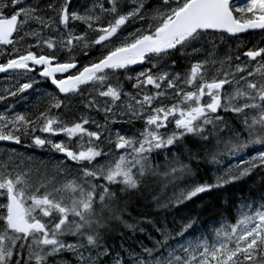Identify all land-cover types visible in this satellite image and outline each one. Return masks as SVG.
Listing matches in <instances>:
<instances>
[{
    "label": "snow or ice",
    "instance_id": "obj_1",
    "mask_svg": "<svg viewBox=\"0 0 264 264\" xmlns=\"http://www.w3.org/2000/svg\"><path fill=\"white\" fill-rule=\"evenodd\" d=\"M255 30L264 0H0V264H264Z\"/></svg>",
    "mask_w": 264,
    "mask_h": 264
},
{
    "label": "rangeland",
    "instance_id": "obj_2",
    "mask_svg": "<svg viewBox=\"0 0 264 264\" xmlns=\"http://www.w3.org/2000/svg\"><path fill=\"white\" fill-rule=\"evenodd\" d=\"M245 0H237V4H239L240 6H243ZM261 39H264V35H262L260 32L259 33H255L253 35H244L242 36V40L241 42L242 43H245V44H249V45H252V44H259ZM137 71H140L142 70L141 68H137L136 69ZM7 83H8V78L7 77H4L2 74H0V87H5L7 86ZM33 103H35V101H33ZM4 107V103L3 102H0V110H2ZM18 108H20V110H23V108L20 106V105H17ZM17 148V151L23 155V156H27L28 154H32L34 155V157L37 159V160H40V159H44L46 160L48 158V156L50 155L46 150H33V149H26L22 146H15ZM3 150V147L0 146V151ZM231 163L232 164H236L237 161L235 159H232L231 160Z\"/></svg>",
    "mask_w": 264,
    "mask_h": 264
},
{
    "label": "trees",
    "instance_id": "obj_3",
    "mask_svg": "<svg viewBox=\"0 0 264 264\" xmlns=\"http://www.w3.org/2000/svg\"><path fill=\"white\" fill-rule=\"evenodd\" d=\"M225 163H227V161H225ZM207 178V177H205ZM259 178L257 177V180ZM243 191V186H239V187H230L227 189L226 192L224 193H214L212 196H205L204 197V202H207V203H215V204H219L220 203V196L223 195L225 197H234L236 195H239L240 192ZM200 201L197 202V204L195 205H191L190 207H193V208H198L199 205H200ZM215 212H212V211H208L206 212L202 217H201V220L204 222V225L206 227H208L209 229L212 228V224H211V221H213V219L215 218Z\"/></svg>",
    "mask_w": 264,
    "mask_h": 264
},
{
    "label": "flooded vegetation",
    "instance_id": "obj_4",
    "mask_svg": "<svg viewBox=\"0 0 264 264\" xmlns=\"http://www.w3.org/2000/svg\"><path fill=\"white\" fill-rule=\"evenodd\" d=\"M234 2L235 3H237V0H234ZM255 32H249V33H247L246 35L248 36V35H253ZM136 67V69L137 68H141V66H135Z\"/></svg>",
    "mask_w": 264,
    "mask_h": 264
},
{
    "label": "water",
    "instance_id": "obj_5",
    "mask_svg": "<svg viewBox=\"0 0 264 264\" xmlns=\"http://www.w3.org/2000/svg\"><path fill=\"white\" fill-rule=\"evenodd\" d=\"M259 30H255V31H250V32H258ZM245 34H247V33H245ZM245 34H242V35H245Z\"/></svg>",
    "mask_w": 264,
    "mask_h": 264
}]
</instances>
